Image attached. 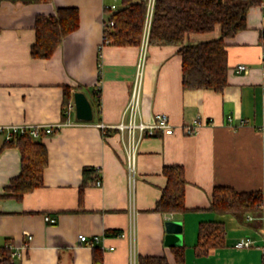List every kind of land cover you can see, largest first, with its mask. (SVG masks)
Returning a JSON list of instances; mask_svg holds the SVG:
<instances>
[{"label":"crops","instance_id":"0c3cea01","mask_svg":"<svg viewBox=\"0 0 264 264\" xmlns=\"http://www.w3.org/2000/svg\"><path fill=\"white\" fill-rule=\"evenodd\" d=\"M113 3L0 4V125L62 124L38 139L49 153L44 185L21 198L7 191L21 172V152L15 147L0 151V246L28 236L29 247L18 264H130L133 248L136 264L146 256H165L175 264L173 246L166 244V223L178 221L183 264H264V0L251 7L247 29L227 40L229 84L222 92L184 89L179 52L183 45L219 38V27L190 34L181 44H149L145 30L138 46L104 44L105 23L115 12L107 6ZM117 4L120 8L121 0ZM59 7H77L80 26L50 58H34L36 19L55 15ZM143 49L141 120L154 124L165 113L174 133L144 135L130 160L128 134L117 126L131 100ZM241 64L248 70L240 72ZM65 87L69 103L74 104L75 92L85 93L93 106L92 121L78 120L75 104L67 113ZM198 118L197 131L186 134ZM4 142L0 134V147ZM166 165L185 169V213L152 211L167 184ZM84 170L93 171L87 180ZM217 187L261 191V213L214 211ZM47 215L56 223L47 222ZM202 222L226 229L225 245L207 255L196 251ZM132 224L133 246L130 238L120 237ZM81 234L101 236V241L94 247L80 244ZM246 238L254 246L234 247Z\"/></svg>","mask_w":264,"mask_h":264},{"label":"trees","instance_id":"16d2710c","mask_svg":"<svg viewBox=\"0 0 264 264\" xmlns=\"http://www.w3.org/2000/svg\"><path fill=\"white\" fill-rule=\"evenodd\" d=\"M4 1L27 5L51 0H0V4ZM259 4L260 0H156L148 42L181 44L190 34L209 33L219 27V38L183 45L179 52L182 56L184 89L213 88L222 92L229 84L227 40L247 29L249 11L252 6ZM121 5L109 17V21H114V26L110 30H104L109 38L107 44L138 46L145 30L147 0H121ZM79 26L80 11L77 7H59L55 15L38 16L34 26L36 41L31 48V55L34 58H50L65 37ZM262 39L264 42V30ZM69 102L70 89L65 87L64 106L67 107ZM12 147L21 152V172L11 180L7 191L9 195L21 198L44 185L49 153L47 146L34 139L29 132L14 134L10 141L4 142L0 151ZM92 172L84 170L85 180ZM163 174L167 178V184L152 211L160 214L185 213L188 211L185 206V169L180 165H166ZM262 204L261 191L238 192L231 187H217L212 195L211 209L235 215H258ZM225 237L226 229L223 224L200 223L197 254L207 255L211 248L223 247ZM171 249L175 264H183L184 246H173ZM139 263L170 264L165 256L141 257ZM0 264H18L12 260L11 252L6 246H0Z\"/></svg>","mask_w":264,"mask_h":264},{"label":"built area","instance_id":"2783aa9c","mask_svg":"<svg viewBox=\"0 0 264 264\" xmlns=\"http://www.w3.org/2000/svg\"><path fill=\"white\" fill-rule=\"evenodd\" d=\"M119 0H114L113 4H110L107 6V9L110 11H117L118 10V2ZM155 1L156 0H147V13H146V19H145V34L148 35L150 31L152 16L154 12L155 7ZM264 8V3H263ZM114 26V21H108L105 23V29L104 30H110ZM104 44H107L109 42V38L104 33ZM146 45V44H145ZM144 59H145V49H143V53L141 56V59L138 63L137 68V75L136 79L133 85L132 90V96L131 100L126 107L123 115V120L121 123L117 126L118 129H120L122 132H127L128 134V147L130 150V156L129 159L131 160L132 157H134L135 149L138 145L139 139L146 136H154L157 131H162L166 135H170L174 133V127L170 122V117L163 113L157 116L156 122L154 124H145L141 120V113H140V94H141V86H142V80H143V68H144ZM264 59V55H263ZM237 69L242 71H247L248 67L244 64H241L237 67ZM67 113H71L74 111V104L69 103L66 107ZM200 125L199 118L195 121V124L192 126H188L185 128L186 134H193L197 131L198 126ZM62 124L58 125H44V124H21V125H0V134L4 135L5 141H10L14 134H23L25 132H29L30 135L34 139H40L41 137L45 135H50L54 133L55 131L59 130L61 128ZM104 127L103 125H101ZM138 133V138L136 137ZM263 138H264V131H263ZM97 185H101L100 181L97 182ZM251 219V217H250ZM45 220L49 223H56L57 219L55 217L51 216H45ZM121 238L128 237L131 241V246L134 245L135 241V231L134 226L132 224V227L128 231V233L120 234ZM29 237L27 236L25 238L24 242L17 243L15 241H8L6 243V247L11 252V258L12 260L16 261L17 259L21 258L23 255V251L28 249L29 247ZM78 241L80 244H85L90 247L96 246L101 241V236H93L92 238H89L85 234L79 235ZM254 246V242L250 238L239 240L235 243L234 247L238 249H244V248H251ZM110 249H114L113 247ZM130 264H136V259L134 255V248L131 256V263Z\"/></svg>","mask_w":264,"mask_h":264},{"label":"water","instance_id":"95a60500","mask_svg":"<svg viewBox=\"0 0 264 264\" xmlns=\"http://www.w3.org/2000/svg\"><path fill=\"white\" fill-rule=\"evenodd\" d=\"M74 104L76 117L81 121H92L94 119L93 106L85 93H74ZM166 244L168 246H179L182 242V223L170 221L166 223Z\"/></svg>","mask_w":264,"mask_h":264}]
</instances>
